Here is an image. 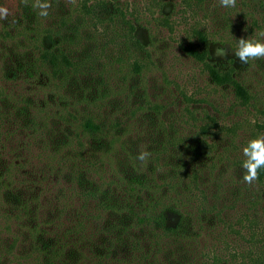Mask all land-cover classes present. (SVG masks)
Returning a JSON list of instances; mask_svg holds the SVG:
<instances>
[{"label": "rangeland", "instance_id": "374dc122", "mask_svg": "<svg viewBox=\"0 0 264 264\" xmlns=\"http://www.w3.org/2000/svg\"><path fill=\"white\" fill-rule=\"evenodd\" d=\"M32 3L0 0L9 10L8 19L0 21V264L42 262L38 249L64 237L65 227L43 222L47 211L51 215L62 207L57 195L68 193L66 168L49 167L54 163L50 157H58L56 135L48 127L57 122L56 111L68 98L76 101V110L69 109L76 112L78 129L88 118L100 128L81 131L74 146L80 154L84 145L92 162L104 158L107 179L122 176L120 169L134 174L131 164L141 151L151 154L144 169L155 167L159 175L175 177L182 154L172 136L178 133L185 143L180 166L187 170L178 169L183 186L174 195L175 204L163 207L165 226L180 241L165 252L176 255L187 248L191 255L196 247L208 262L218 258L217 264H238L244 257L255 264L260 256L264 263V177L249 185L241 168L242 146L264 133V58L241 64L231 55L223 60L211 55L217 46L234 48L236 38L264 30V0H237L235 8L222 7L219 0H50L47 18ZM81 10L96 22L98 61L64 84L44 66L34 78H25L28 64L39 63L41 48L22 41L34 37L25 32L23 38L16 28L20 12L30 20L38 18L43 28L56 14ZM57 32L44 34L42 47L54 50ZM68 50L72 59L81 57L83 49ZM211 72L219 78L214 80ZM40 82H47L43 91L36 87ZM194 174L200 183L192 182ZM76 191L82 193L79 187ZM74 199L64 204L83 216L74 221H84L89 240L75 242V234L70 235L74 244L61 247L64 264H111L99 260L101 252L126 257L115 264H133V249L106 250L107 232L113 233L107 230V215L93 216L94 210L80 207L81 195ZM20 207L28 215L19 212L18 220H9L6 213ZM125 234L126 249L135 247L137 255L143 249L141 264L161 263L164 255L147 253L151 239L142 241L139 228ZM183 235L191 246L181 244ZM140 244L144 248L138 249Z\"/></svg>", "mask_w": 264, "mask_h": 264}, {"label": "trees", "instance_id": "16d2710c", "mask_svg": "<svg viewBox=\"0 0 264 264\" xmlns=\"http://www.w3.org/2000/svg\"><path fill=\"white\" fill-rule=\"evenodd\" d=\"M20 14L22 15L18 17L19 24L15 25L17 26L16 28L22 31L21 34L23 38H25L24 36L29 32L32 33V36L34 37L31 39V42H27L26 38L22 41L28 43V45L37 47V49L41 48V53L38 59L39 63L38 61H31L25 70L26 72L23 74L28 80L34 78L33 75L36 73H39V66H44L46 69L49 67L51 75L61 80L62 84H64L66 79H68L67 77H70L71 74L76 76V78L79 77L85 69L88 70V68L92 67L101 57L98 55L96 47H94L95 43L98 41L99 34L96 31V22L91 20L93 17L89 11L83 12L81 10L79 13L63 11L60 14H56L58 17L56 19L54 18L55 20L53 19L50 21H54L52 24L49 23L47 26H43V28L39 25L38 18L34 21L30 20L31 18L24 15L23 12H20ZM4 29L7 30L8 27H4ZM56 30L58 31L56 34H58L59 39H52L54 50L48 47H42L44 36L51 32L55 33ZM11 32L12 30H9L7 33L11 35ZM10 37H13V35ZM59 44L68 46L62 48L63 46L58 47ZM75 47L82 48V54L81 57L76 56L71 59L68 55V49H74ZM190 52L194 54L197 53L191 50ZM204 54L205 51L197 57L201 58ZM138 66L139 64L136 62L135 67L138 68ZM211 75L214 80L219 78L217 73L211 72ZM227 77L229 78V75ZM38 84L39 83L36 84V87L39 86L42 90L47 82L44 84L40 82V84ZM60 97L63 96L60 95ZM76 98H78L77 100H80V97ZM70 100L72 101L69 102ZM73 100V98L65 100L63 107L61 106V108H58L56 111L58 118L57 122L54 123L53 126H51V124L48 125L50 130L56 135L54 141L57 142L56 153L58 157V161L54 157H50V161L54 163L49 164V167L51 170H60L62 169V166H64L70 180L67 187L68 193L64 190L63 194L60 193L56 197L57 202H62V207L54 208L51 215L50 211H47L43 223L46 225L49 223L50 226L65 227L66 231L64 232V237H62L64 240H62V238H57V241L52 243L49 248L47 245L40 247L38 250L42 255L43 261H37L34 264H64L65 258L63 255V248L61 247L65 246L68 242L74 244L73 238L69 237L70 235L74 236L75 234V242H78L79 240H89V237L86 236L88 234L87 230L84 229V221H74L78 217L83 219V216L81 217L78 216V214H75V206L70 207L68 203L64 204V202L69 200L70 203L71 201L75 202L74 197L77 198L78 195H81L83 200V203L80 205L81 208L84 207V209L94 210L92 213L93 216L102 217L104 213L107 215V230H112L113 232H107L108 238L107 241L105 240L104 242V246L106 245V250L108 252H115L117 248H119L121 252H124V249L127 251L133 249V252L130 254V260L133 264H141L144 255L141 251H143L142 248L144 247L141 246V244L139 245L138 249L142 250L140 251V255H137L134 250L135 247L126 249L127 243L124 240V237H127V234L125 233H129L134 228H139L140 232L143 234L141 235L142 241H144L145 238L151 239L149 240V242H151L149 248L147 247L150 252L148 251L147 253H151V251L154 250L156 253H153V256H155L158 251L164 255L162 260H160V264H217L218 258H213L211 262H208L207 256L204 254H196V251L199 250L196 249V247L192 248L194 253L192 252L191 255H189L190 251L187 248L185 251L183 249L182 251L184 252H181L180 254L175 253L176 255L165 252L169 249L171 243L176 245V243L180 241L178 237L176 238L173 236L172 230L165 226V219H163V207L175 204L176 198L174 195H177V189L183 186L181 180L182 177H178V169L182 168L187 170L186 166H180L184 161L183 157L187 153V149H185L186 145L182 139L179 138L178 133L172 136L174 140L173 144L178 148V153L182 154L181 161L178 159L175 162V164L177 163L175 165L177 167L175 177L174 175L171 177L169 172H166L164 175H159L155 170V167H153L152 170L150 168L144 169V164H141L138 160H133L134 162L131 165L133 166L135 173H139L141 176H134L135 173L128 176L120 169L118 172H120L122 176L117 177L116 175H113L112 178L107 179L105 176L107 171L104 158L99 157L96 162H92L93 157L84 145L77 144V146L82 145V151L80 154L74 146L79 135H82L81 131H89V129L100 131V128L89 118L84 122L83 128L80 127L78 129L76 127L77 125H74L73 121L76 120V114L74 115V113L76 112H73V110L76 109L73 104L76 101ZM70 107H73V110H70ZM62 149L63 154L61 152ZM170 152L171 151L169 150V153ZM60 158L62 159L60 160ZM57 166H59V168H57ZM191 177L193 183H200V176L194 174ZM263 177L264 169H261L259 172V179L262 180ZM111 186H115L119 189L112 190L110 188ZM77 187L82 190L81 194L76 191ZM91 203H93V205H91ZM25 211L24 208L22 210L20 207L18 210H14L13 212L10 211L6 214L8 219L12 221L14 219H19V212L23 215H28ZM66 213L68 216H65ZM65 222L69 225L65 226L67 225ZM141 225L142 227H140ZM184 236L186 235L182 236L183 240H181V242L183 243L181 244L189 246V242H187V244L184 242L188 241ZM162 237L167 238V240L162 241ZM103 251H105L104 248ZM98 258L99 260L100 258L104 259L111 264L127 261L125 256L121 259L116 256L111 257L109 253L104 252H101V254L98 255ZM261 261L262 258L258 256L255 264H264L261 263ZM249 263L253 264L251 263L250 258L248 264ZM238 264H247V262L243 257L240 258Z\"/></svg>", "mask_w": 264, "mask_h": 264}, {"label": "clouds", "instance_id": "9594fccd", "mask_svg": "<svg viewBox=\"0 0 264 264\" xmlns=\"http://www.w3.org/2000/svg\"><path fill=\"white\" fill-rule=\"evenodd\" d=\"M72 2L75 3V0H72ZM219 2L222 7L235 8L237 0H219ZM21 3L27 6L28 0H21ZM31 7L39 10L40 17L47 18L51 3L50 0H33ZM8 17L9 10L0 6V21L7 20ZM211 55L218 60H223L231 55L241 64H247L249 60L264 58V30L258 31L253 37L236 38L234 48L217 46L211 51ZM150 155L148 151H141L137 153L136 159L141 164H146ZM242 155V179L245 183L251 185L258 180L260 170L264 169V133H258L256 136L249 138L242 146Z\"/></svg>", "mask_w": 264, "mask_h": 264}]
</instances>
